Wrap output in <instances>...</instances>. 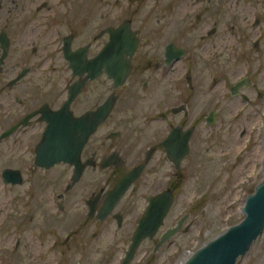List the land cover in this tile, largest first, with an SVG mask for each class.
<instances>
[{
    "label": "flooded vegetation",
    "instance_id": "1",
    "mask_svg": "<svg viewBox=\"0 0 264 264\" xmlns=\"http://www.w3.org/2000/svg\"><path fill=\"white\" fill-rule=\"evenodd\" d=\"M263 26L264 0H0V248L19 245L27 219L95 235L104 223L114 234L128 227L130 246L150 198L167 190L168 216L192 153L195 105L208 102L207 75L217 85L227 57L259 53ZM243 78L254 85L247 75L236 82ZM103 107L77 164L37 165L54 122L68 113L90 126ZM211 111L196 118L207 122ZM177 135L181 143L189 135L178 164L169 156ZM138 169L101 219L111 192Z\"/></svg>",
    "mask_w": 264,
    "mask_h": 264
},
{
    "label": "rangeland",
    "instance_id": "2",
    "mask_svg": "<svg viewBox=\"0 0 264 264\" xmlns=\"http://www.w3.org/2000/svg\"><path fill=\"white\" fill-rule=\"evenodd\" d=\"M261 28L259 53L251 48L249 58L232 57L227 61V57L228 67L217 85V74H211V70L207 75L208 86L201 91H207L208 102L195 105L197 131L192 153L180 171L174 205L157 234L140 244L129 264H182L245 217L242 209L246 198L263 180L264 156H251L256 149L264 152V26ZM245 75L254 85L232 95L230 86ZM196 97L202 98V94L198 92ZM202 107L204 114L215 110L212 124L196 118ZM235 139L238 142L234 144ZM186 214L180 232L155 249L161 234ZM46 223L45 219L20 223V243H13L7 250L0 248V264H122L129 247L128 227L114 234V227L104 223L99 229L107 228L95 235L96 229L89 226L84 232L65 223L52 226L49 222V228H45ZM237 264H264V230Z\"/></svg>",
    "mask_w": 264,
    "mask_h": 264
},
{
    "label": "water",
    "instance_id": "3",
    "mask_svg": "<svg viewBox=\"0 0 264 264\" xmlns=\"http://www.w3.org/2000/svg\"><path fill=\"white\" fill-rule=\"evenodd\" d=\"M244 85H250L246 78L233 84L231 86L232 95H237ZM108 106L110 107L111 105ZM104 108H101L99 111L97 121L89 123L90 126H87V122L89 121L88 117L77 120L68 115V113V119L64 125L62 124L59 127L58 122H54L48 131H46L43 140L38 146L37 165L49 168L53 164L61 161L69 163L76 162L77 164L80 152L89 135L92 134L97 124L105 116ZM214 121L215 113L211 111L207 122L208 124H212ZM172 137H175V135L173 134ZM177 138V145L169 149V156L178 164L189 150V135L183 143L181 141L179 142L178 135ZM138 171L140 172V169L133 172V175L124 177L117 184L103 208L101 219H104L107 212L116 204L125 190L130 186L136 177L135 175L139 173ZM80 172L81 168L77 165L75 181L79 178ZM262 172L263 180L256 185L254 192L246 198L242 209L245 217L239 223L231 225L217 237L197 249L182 264H237L238 259L246 254L252 243L264 230V159ZM172 201L173 195L168 190L150 198L149 206L139 220V224L132 237V243L125 254L122 264H129L140 244L146 239L151 240L157 234L164 223ZM187 217L188 214L183 215L174 226L166 229L162 233L155 249L179 233Z\"/></svg>",
    "mask_w": 264,
    "mask_h": 264
},
{
    "label": "bare ground",
    "instance_id": "4",
    "mask_svg": "<svg viewBox=\"0 0 264 264\" xmlns=\"http://www.w3.org/2000/svg\"><path fill=\"white\" fill-rule=\"evenodd\" d=\"M253 125H255V123H252V126ZM238 142V140L237 139H235L234 141H233V143L235 144V143H237ZM258 148V147H257ZM259 150V149H258ZM257 149L253 152V154L251 155L253 158H255V157H259V159H261V158H263V156H264V152H259ZM251 157V158H252ZM249 160V159H248ZM247 161V160H246Z\"/></svg>",
    "mask_w": 264,
    "mask_h": 264
}]
</instances>
